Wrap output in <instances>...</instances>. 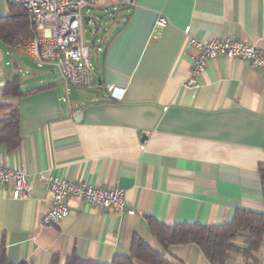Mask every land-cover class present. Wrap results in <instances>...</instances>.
Returning <instances> with one entry per match:
<instances>
[{
  "label": "crops",
  "instance_id": "0c3cea01",
  "mask_svg": "<svg viewBox=\"0 0 264 264\" xmlns=\"http://www.w3.org/2000/svg\"><path fill=\"white\" fill-rule=\"evenodd\" d=\"M94 1L83 14V39L89 31L94 45L103 44L93 79L120 88L117 97L102 87L66 91L52 79L53 68L0 42V102L17 107L20 136L14 151L0 143V163L121 188L136 213L70 196L67 215L42 224L52 198L43 179H31L23 200L0 186V255L10 264H65L69 256L110 263L138 239L167 264H210L193 243L161 244L148 219L220 225L238 209L264 211V75L243 59L219 56L195 76L196 88L188 86L199 50L183 30L199 40H239L264 53V0ZM159 13L168 23L154 32ZM20 14L11 0H0V18ZM13 79L26 93L5 98L4 85ZM9 111L1 109L0 120ZM255 258L264 264V239ZM225 264H245L244 257L234 252Z\"/></svg>",
  "mask_w": 264,
  "mask_h": 264
},
{
  "label": "built area",
  "instance_id": "2783aa9c",
  "mask_svg": "<svg viewBox=\"0 0 264 264\" xmlns=\"http://www.w3.org/2000/svg\"><path fill=\"white\" fill-rule=\"evenodd\" d=\"M20 7L29 24L35 27V35L14 45L15 49L30 56L38 66L53 68L66 89H93L102 87L111 97H117L120 88L108 83H97L93 79V66L89 58V47L83 39V14L94 7V0H11ZM167 18L159 13L153 31L163 28ZM187 44L194 45L199 54L191 66V77L187 85L198 86L195 76L200 74L209 59L222 56L227 60L240 58L264 75V53L255 45L226 37H211L199 40L190 35L189 28L183 30ZM39 177L52 192L50 208L42 217V224L55 223L68 213V198L77 196L89 204L117 213L133 214L136 211L124 199L121 188L88 185L81 181L55 177L42 172L28 173L22 165L4 167L0 163V186H9L11 198L27 199L30 196L31 179ZM238 245H244L237 240Z\"/></svg>",
  "mask_w": 264,
  "mask_h": 264
},
{
  "label": "trees",
  "instance_id": "16d2710c",
  "mask_svg": "<svg viewBox=\"0 0 264 264\" xmlns=\"http://www.w3.org/2000/svg\"><path fill=\"white\" fill-rule=\"evenodd\" d=\"M22 11V9L20 8ZM35 27L31 26L24 16H6L0 18V42L6 46L28 40L35 35ZM26 92L21 91L17 79L8 81L3 88L2 96L20 97ZM9 109V114L0 120V143L8 151H14L20 145L19 114L14 105L0 102V110ZM261 193L264 201V164L259 166ZM151 232L164 246L193 243L200 248L210 264H225L231 254L240 253L245 264H255V253L259 250L264 239V211L252 212L236 210L229 223L220 225L173 224L165 225L152 218L148 219ZM242 240L244 245H238ZM134 260H141L149 264H167L155 251L142 241L135 239L129 254L117 255L110 263H99L91 260L69 256L65 264H134ZM0 264H10L3 253ZM57 264V261L52 262Z\"/></svg>",
  "mask_w": 264,
  "mask_h": 264
},
{
  "label": "rangeland",
  "instance_id": "374dc122",
  "mask_svg": "<svg viewBox=\"0 0 264 264\" xmlns=\"http://www.w3.org/2000/svg\"><path fill=\"white\" fill-rule=\"evenodd\" d=\"M107 21H105V23H101L100 25H101V27H103V25H107ZM99 37H102V35H103V31H102V29L98 32V34H97ZM84 39L86 40V43H87V45H88V47H89V58H90V61H91V63L93 64V66H94V76L97 74V64H96V61L97 60H99V56H100V52H96V48L97 47H102L103 46V44L102 43H96L95 42V45L91 42V40H92V35H91V33L89 32V31H86L85 33H84ZM17 53V52H16ZM27 61L28 62H30V64L31 65H36L35 64V62L34 61H32V60H30V59H27ZM34 62V63H33ZM35 69H37V68H35ZM59 78V76H58V74H57V72H55V73H53L52 74V79H54V80H57Z\"/></svg>",
  "mask_w": 264,
  "mask_h": 264
},
{
  "label": "water",
  "instance_id": "95a60500",
  "mask_svg": "<svg viewBox=\"0 0 264 264\" xmlns=\"http://www.w3.org/2000/svg\"><path fill=\"white\" fill-rule=\"evenodd\" d=\"M93 26H94V31H96V30L98 29V24L95 22V23L93 24ZM77 116H80V113L75 114L74 118L76 119ZM76 120H77V119H76Z\"/></svg>",
  "mask_w": 264,
  "mask_h": 264
}]
</instances>
